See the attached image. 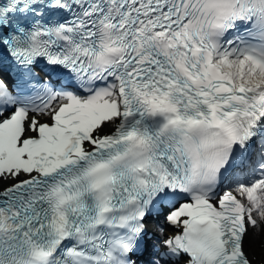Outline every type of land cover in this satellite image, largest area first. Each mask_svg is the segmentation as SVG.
I'll return each mask as SVG.
<instances>
[{
	"label": "snow or ice",
	"instance_id": "1",
	"mask_svg": "<svg viewBox=\"0 0 264 264\" xmlns=\"http://www.w3.org/2000/svg\"><path fill=\"white\" fill-rule=\"evenodd\" d=\"M264 264V0H0V264Z\"/></svg>",
	"mask_w": 264,
	"mask_h": 264
},
{
	"label": "bare ground",
	"instance_id": "2",
	"mask_svg": "<svg viewBox=\"0 0 264 264\" xmlns=\"http://www.w3.org/2000/svg\"><path fill=\"white\" fill-rule=\"evenodd\" d=\"M256 254H258L259 258H261L259 248H257Z\"/></svg>",
	"mask_w": 264,
	"mask_h": 264
}]
</instances>
